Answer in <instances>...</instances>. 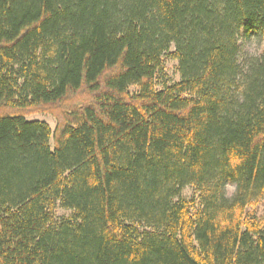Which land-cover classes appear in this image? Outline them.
Segmentation results:
<instances>
[{"label":"trees","instance_id":"obj_1","mask_svg":"<svg viewBox=\"0 0 264 264\" xmlns=\"http://www.w3.org/2000/svg\"><path fill=\"white\" fill-rule=\"evenodd\" d=\"M254 40L264 0H0V264H264Z\"/></svg>","mask_w":264,"mask_h":264},{"label":"rangeland","instance_id":"obj_2","mask_svg":"<svg viewBox=\"0 0 264 264\" xmlns=\"http://www.w3.org/2000/svg\"><path fill=\"white\" fill-rule=\"evenodd\" d=\"M244 53L249 58H263L264 57V42L260 43L258 41H251L249 43L244 44L243 46ZM161 81L166 83H176L180 81V74L178 71V62L166 59L165 61V70L164 75L161 76ZM131 93L137 92L136 88H132ZM31 119H36L40 121L47 122L51 127L52 131L57 127V120L54 116L50 114H40L37 116H33ZM235 192V188L232 186H228L227 194L228 196H232ZM182 196L186 199H191L195 196V192L192 188H187L183 191ZM250 211L256 215V217L262 221H264V199L260 202V204ZM72 215L70 211L63 210L61 208L57 209L56 216L57 218H69Z\"/></svg>","mask_w":264,"mask_h":264}]
</instances>
